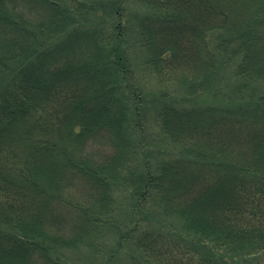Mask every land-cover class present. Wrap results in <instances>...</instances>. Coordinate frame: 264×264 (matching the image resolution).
<instances>
[{
  "label": "trees",
  "instance_id": "trees-1",
  "mask_svg": "<svg viewBox=\"0 0 264 264\" xmlns=\"http://www.w3.org/2000/svg\"><path fill=\"white\" fill-rule=\"evenodd\" d=\"M127 1L152 9L135 43L159 84L207 92L230 62L247 100L164 103L156 124L177 154L154 163L137 152ZM110 229L138 255L96 264H264V0H0V264L101 255Z\"/></svg>",
  "mask_w": 264,
  "mask_h": 264
},
{
  "label": "rangeland",
  "instance_id": "rangeland-1",
  "mask_svg": "<svg viewBox=\"0 0 264 264\" xmlns=\"http://www.w3.org/2000/svg\"><path fill=\"white\" fill-rule=\"evenodd\" d=\"M125 38L126 45H124L125 58L131 69L135 72L136 82L143 95L142 109V124L144 129V137L140 145L137 147L140 160H143L144 153L149 159L150 163H154L167 155L177 154V149L168 143L164 135L160 132L156 124V114L159 108L166 102H174L182 106H237L245 103L247 100L237 98L232 90L235 82L231 74L232 63L228 62L223 67L219 76L221 86L215 88L211 87L207 92L199 94H189L185 85L177 82H169L166 84H159L155 75L143 70L141 63V56L135 43L137 20L144 15L150 14L152 9L136 3L135 1H127L125 4ZM76 17V16H75ZM75 20L80 24V21H87L83 18L76 17ZM103 24L109 25L112 22V17H102ZM92 23H94L92 21ZM123 23V24H124ZM225 56V55H224ZM141 160V161H142ZM141 168L138 169L140 172ZM124 181V182H123ZM120 192L132 193L134 185L128 182V179L120 180ZM171 219V220H170ZM170 222L178 223L175 218H170ZM125 224L120 228L123 231ZM119 232V231H118ZM115 229H110L105 235V239L101 241L99 249H105L103 254L99 255L97 252H91L90 249L79 247L77 249H70L64 251V258L70 264H96L100 261V256H108L110 251L117 252V261L126 262L131 259V256L137 257V252L128 242L118 241Z\"/></svg>",
  "mask_w": 264,
  "mask_h": 264
}]
</instances>
